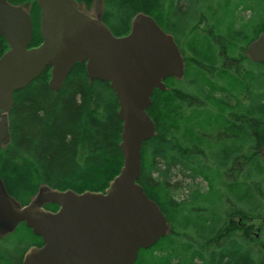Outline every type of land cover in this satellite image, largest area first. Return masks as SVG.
I'll use <instances>...</instances> for the list:
<instances>
[{
    "label": "trees",
    "instance_id": "1",
    "mask_svg": "<svg viewBox=\"0 0 264 264\" xmlns=\"http://www.w3.org/2000/svg\"><path fill=\"white\" fill-rule=\"evenodd\" d=\"M104 4L124 27L138 13L154 17L186 63L184 78H168L147 109L156 134L143 144L138 183L169 232L136 264H264V62L247 53L264 31V0ZM35 26L31 46L42 42ZM8 49L0 36V57ZM50 78L47 68L15 92L10 139L0 145V179L23 206L43 188L102 192L123 166V121L110 84L91 80L84 64L58 92ZM40 241L24 223L0 234V264H21Z\"/></svg>",
    "mask_w": 264,
    "mask_h": 264
},
{
    "label": "water",
    "instance_id": "2",
    "mask_svg": "<svg viewBox=\"0 0 264 264\" xmlns=\"http://www.w3.org/2000/svg\"><path fill=\"white\" fill-rule=\"evenodd\" d=\"M38 6L43 42L31 47V16L0 0V36L10 47L0 57V145L10 139L6 116L15 92L47 68L49 87L58 92L73 68L84 64L89 78L108 82L118 98L123 166L102 192L43 189L24 206L0 179V229L10 233L24 223L44 241L41 248L30 247L22 264H135L141 250L169 232L166 216L138 179L143 144L156 134L147 113L153 92L165 91L167 78L184 77V58L174 38L149 15H136L130 34L116 37L76 0H38ZM247 53L264 62V31ZM46 203L58 209H45Z\"/></svg>",
    "mask_w": 264,
    "mask_h": 264
},
{
    "label": "flooded vegetation",
    "instance_id": "3",
    "mask_svg": "<svg viewBox=\"0 0 264 264\" xmlns=\"http://www.w3.org/2000/svg\"><path fill=\"white\" fill-rule=\"evenodd\" d=\"M7 1V3L8 4H11V5H13V6H18V7H21V8H23L30 16H31V19H32V23H33V28H34V33H33V37H34V35H35V24L37 23V21H38V23H39V25H40V31H41V9L39 8V6H38V0H36V5H37V7H38V9H39V13H37L36 15H34V0H30V1H24V0H19V2H16L15 0H6ZM77 2H78V4H79V8H80V10L82 11V12H84L85 14H87V15H89V16H91V17H93V18H96V19H100V20H102L106 25H107V27L110 29V31L112 32V34L114 35V36H116V37H124V36H127V35H129L130 34V32H131V25H132V20H133V18L136 16V15H139V14H145V13H138V14H136V15H134L132 18H130V20H129V22H127V24H126V26L124 27V25H118V24H115L113 21H112V19H111V16H110V14L108 13V11H107V8H106V6H105V4H104V0H87V2H79L78 0H76ZM145 15H148V14H145ZM150 16V15H149ZM152 17V16H151ZM154 18V17H153ZM155 19V18H154ZM156 20V19H155ZM156 22H157V20H156ZM158 23V22H157ZM159 24V23H158ZM160 25V24H159ZM127 28H128V30H127ZM127 30V31H126ZM165 31V30H164ZM166 32V31H165ZM168 33V32H167ZM169 35H171L173 38H174V41H175V43L178 45V47H179V49H180V51H181V54H182V49H181V47L179 46V44L177 43V40H176V38L172 35V34H170V33H168ZM42 36V35H41ZM32 40H33V38H32ZM7 42V41H6ZM42 42H43V39H42ZM41 42V43H42ZM8 44V43H7ZM31 44H32V42H31ZM40 45V44H39ZM38 45V46H39ZM9 46V45H8ZM31 47H37V46H31ZM9 49H10V47H9ZM8 49V50H9ZM7 50V51H8ZM183 56V55H182ZM185 61V60H184ZM185 66H186V63H185ZM185 69H186V67H185ZM170 78H172V77H170ZM184 78V77H183ZM182 78V79H183ZM51 79V78H50ZM168 79V78H167ZM166 79V80H167ZM173 79V78H172ZM174 79H176V78H174ZM165 80V81H166ZM178 80V79H177ZM165 84H166V82H165ZM166 86H167V84H166ZM167 89H168V86H167ZM157 90V89H156ZM6 119H7V116H6ZM8 120V119H7ZM9 123V122H8ZM43 190V189H42ZM41 192V191H40ZM39 192V193H40ZM39 195V194H38ZM37 195V196H38ZM46 204H50V203H46ZM46 204H44V208H45V206H46ZM52 205H54V204H52ZM56 206V208L55 209H49V210H52V211H56L57 209H58V206L57 205H55ZM46 209V208H45ZM19 226V225H18ZM16 229H17V227H16ZM15 229V230H16ZM4 230H2V229H0V234H4ZM35 235V234H34ZM35 236H37V235H35ZM37 237H40V236H37ZM40 239H41V243H38L37 245H33V246H36V247H39V248H41L43 245H44V241L42 240V238L40 237ZM33 246H31V247H33ZM30 248H28L27 250H26V252L24 253V256H23V258H22V261H21V264L23 263V261H24V257H25V255H26V253H27V251L29 250ZM139 257V256H138ZM137 260H138V258H137ZM137 260H136V262H137ZM136 264V263H135Z\"/></svg>",
    "mask_w": 264,
    "mask_h": 264
},
{
    "label": "rangeland",
    "instance_id": "4",
    "mask_svg": "<svg viewBox=\"0 0 264 264\" xmlns=\"http://www.w3.org/2000/svg\"><path fill=\"white\" fill-rule=\"evenodd\" d=\"M263 155H264V153H263ZM43 189H50V188H43ZM41 190H42V189H41ZM36 198H37V196L34 197L33 199H36ZM33 199H32V200H33ZM32 200H31V201H32Z\"/></svg>",
    "mask_w": 264,
    "mask_h": 264
}]
</instances>
